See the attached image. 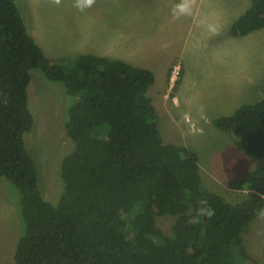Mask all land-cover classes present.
I'll return each mask as SVG.
<instances>
[{"label":"trees","instance_id":"16d2710c","mask_svg":"<svg viewBox=\"0 0 264 264\" xmlns=\"http://www.w3.org/2000/svg\"><path fill=\"white\" fill-rule=\"evenodd\" d=\"M264 29V0L232 24L231 37ZM62 84L73 100L65 129L75 150L62 163L57 205L40 187L26 143L35 127L31 72ZM154 73L120 59L80 55L51 61L17 0H0V178L20 219L16 264H260L244 235L264 209V87L257 102L212 121L263 163L230 182L250 194L229 203L203 185L199 154L165 144L149 91ZM8 186V185H7ZM215 210L198 215L199 202ZM172 217L169 234L158 218Z\"/></svg>","mask_w":264,"mask_h":264},{"label":"rangeland","instance_id":"374dc122","mask_svg":"<svg viewBox=\"0 0 264 264\" xmlns=\"http://www.w3.org/2000/svg\"><path fill=\"white\" fill-rule=\"evenodd\" d=\"M177 2L96 0L84 11L73 7L74 0H61L59 5L51 0H17V5L51 61L95 55L151 70L156 81L148 95L157 109L165 144L196 151L204 187L229 203H239L250 193L231 189L230 182L263 161L245 155L233 134L218 131L212 121L261 99L264 29L247 37L229 35L251 0H195L192 14L179 19L172 15ZM209 25L216 27L215 33ZM31 75L29 107L35 127L26 143L39 167L41 190L57 205L65 188L62 163L75 150L65 129L74 99L62 84L35 70ZM7 185L0 178V264H16L20 219L8 195L12 186ZM173 223L172 217L158 218V226L167 234ZM244 238L251 257L264 264V218L258 217Z\"/></svg>","mask_w":264,"mask_h":264},{"label":"clouds","instance_id":"9594fccd","mask_svg":"<svg viewBox=\"0 0 264 264\" xmlns=\"http://www.w3.org/2000/svg\"><path fill=\"white\" fill-rule=\"evenodd\" d=\"M51 2L59 5L61 3V0H51ZM95 2L96 0H74L73 7L79 11H84L85 9L91 8L95 4ZM194 3L195 0H178L172 11L173 17L179 19L181 16L191 15ZM208 30L212 33H215L217 29L215 26L209 25ZM184 119L187 120L189 119V117L185 115ZM195 130V124H193L190 128V131L194 132ZM261 199H264V194H261ZM199 204V216L211 218L215 215V210L209 205L207 200H201ZM256 214L259 217L264 218V209H257Z\"/></svg>","mask_w":264,"mask_h":264},{"label":"crops","instance_id":"0c3cea01","mask_svg":"<svg viewBox=\"0 0 264 264\" xmlns=\"http://www.w3.org/2000/svg\"><path fill=\"white\" fill-rule=\"evenodd\" d=\"M249 36V35H248ZM247 37V36H246ZM221 116V115H220ZM218 117V116H217Z\"/></svg>","mask_w":264,"mask_h":264}]
</instances>
